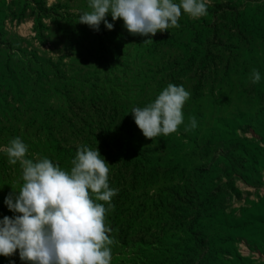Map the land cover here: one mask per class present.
<instances>
[{"label":"rangeland","instance_id":"obj_1","mask_svg":"<svg viewBox=\"0 0 264 264\" xmlns=\"http://www.w3.org/2000/svg\"><path fill=\"white\" fill-rule=\"evenodd\" d=\"M89 10L0 0V148L19 137L26 158L70 171L78 147H97L119 189L111 264H264V0H211L150 44L110 13L111 30L79 23ZM169 83L191 93L184 124L146 139L131 111ZM21 177L0 151V219L16 215L4 198Z\"/></svg>","mask_w":264,"mask_h":264},{"label":"clouds","instance_id":"obj_2","mask_svg":"<svg viewBox=\"0 0 264 264\" xmlns=\"http://www.w3.org/2000/svg\"><path fill=\"white\" fill-rule=\"evenodd\" d=\"M210 4L211 0H88L90 10L78 14V22L98 30L103 21L111 30L113 24L105 19L110 13L130 34L149 37L143 43L150 44L158 31L179 28L182 14L193 19L207 15ZM249 78L255 84L261 75L252 69ZM190 95L183 85L169 83L153 102L134 107L131 113L143 136L153 140L178 132ZM196 127V118L190 117L185 131ZM0 151L9 164H19L23 181L18 191L12 189L4 198L16 215L0 219V256L18 251L26 264H111L114 240L106 216L119 189L110 187V165L97 147H78L70 171L46 157L26 158L28 145L19 137Z\"/></svg>","mask_w":264,"mask_h":264}]
</instances>
